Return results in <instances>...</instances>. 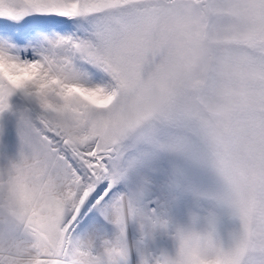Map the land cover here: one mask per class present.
<instances>
[{"label": "snow or ice", "instance_id": "1", "mask_svg": "<svg viewBox=\"0 0 264 264\" xmlns=\"http://www.w3.org/2000/svg\"><path fill=\"white\" fill-rule=\"evenodd\" d=\"M0 66V264H264V0H0Z\"/></svg>", "mask_w": 264, "mask_h": 264}, {"label": "rangeland", "instance_id": "2", "mask_svg": "<svg viewBox=\"0 0 264 264\" xmlns=\"http://www.w3.org/2000/svg\"><path fill=\"white\" fill-rule=\"evenodd\" d=\"M8 133L3 138V143L0 144V164L6 162L7 158H11L15 155L17 150V140L15 136V132L13 130V125L11 122V118L8 117ZM167 246L171 247V241L167 242Z\"/></svg>", "mask_w": 264, "mask_h": 264}, {"label": "clouds", "instance_id": "3", "mask_svg": "<svg viewBox=\"0 0 264 264\" xmlns=\"http://www.w3.org/2000/svg\"><path fill=\"white\" fill-rule=\"evenodd\" d=\"M0 67H3V70H4L5 72H7V68H6V67H4V66H0Z\"/></svg>", "mask_w": 264, "mask_h": 264}]
</instances>
